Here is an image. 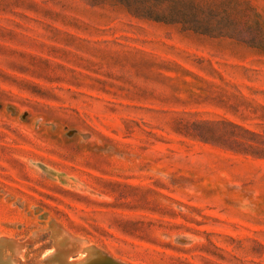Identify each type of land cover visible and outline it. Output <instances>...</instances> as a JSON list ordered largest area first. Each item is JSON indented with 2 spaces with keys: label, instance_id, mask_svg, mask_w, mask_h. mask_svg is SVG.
<instances>
[{
  "label": "rangeland",
  "instance_id": "rangeland-1",
  "mask_svg": "<svg viewBox=\"0 0 264 264\" xmlns=\"http://www.w3.org/2000/svg\"><path fill=\"white\" fill-rule=\"evenodd\" d=\"M5 259L264 264V0H0Z\"/></svg>",
  "mask_w": 264,
  "mask_h": 264
},
{
  "label": "bare ground",
  "instance_id": "bare-ground-1",
  "mask_svg": "<svg viewBox=\"0 0 264 264\" xmlns=\"http://www.w3.org/2000/svg\"><path fill=\"white\" fill-rule=\"evenodd\" d=\"M1 264H12V263L8 259H5L1 261Z\"/></svg>",
  "mask_w": 264,
  "mask_h": 264
}]
</instances>
